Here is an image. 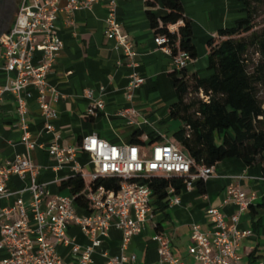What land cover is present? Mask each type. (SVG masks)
Here are the masks:
<instances>
[{
    "label": "built area",
    "instance_id": "obj_1",
    "mask_svg": "<svg viewBox=\"0 0 264 264\" xmlns=\"http://www.w3.org/2000/svg\"><path fill=\"white\" fill-rule=\"evenodd\" d=\"M61 1L21 0L10 29L0 37V70L6 74L5 82L0 86V101L5 93L14 97L22 142L27 150L11 161H0V198L14 196L11 204L0 206V264H67L58 252L59 247L68 249L76 264H94L95 253L104 258V264H131L136 256L127 255V251L133 237L155 217L151 205L152 190L143 180L152 174L180 175L184 177V189H191L195 183H205L210 179L214 168L202 166L197 172H192L187 154L175 145L162 142L146 151L145 147L137 145L111 144L91 133L83 136L76 146L62 147L58 144L59 136L54 126L58 115L52 104L62 95L49 84L48 75L64 46L57 32L59 12L73 15L78 10L105 1L109 11L104 21V33L114 39L129 61L125 95L130 104L145 81L136 70L137 50L117 20L118 0H64L62 7ZM168 29L174 31L176 25H169ZM154 42L171 55L165 36H155ZM172 60L177 70L186 68L191 62L185 52L178 53ZM31 90L43 121L44 134L49 136L44 143L33 141L29 131L27 113ZM84 96L89 100L88 117H94L103 110L104 101L95 97L92 90H85ZM115 116L134 124L139 113L131 105L119 109ZM36 148L45 150L53 158L55 169L70 165L74 174L88 172L91 178L116 177L117 187L99 186L86 194V210L77 207L71 195L51 194L43 183L36 180L39 168L30 159V152ZM79 152L89 156L88 170L77 160ZM27 175L30 182L23 189L14 192L7 188L11 176L23 180ZM167 191L168 206L180 204L179 194H175L172 187ZM24 194H27V199ZM249 202L240 187L231 184L225 189L222 200V206L233 204L236 207L229 219L220 207H211L207 211L211 230L202 231L199 225L192 224L188 252L195 261L199 264H240L236 248L241 239L251 234V230L241 229L239 221ZM72 225L80 228L87 240L85 244L69 236L68 229ZM112 227L121 232L120 249L114 255L101 248ZM151 239L157 244L158 264H184L183 260L173 256L171 239L167 234L155 232Z\"/></svg>",
    "mask_w": 264,
    "mask_h": 264
},
{
    "label": "crops",
    "instance_id": "obj_2",
    "mask_svg": "<svg viewBox=\"0 0 264 264\" xmlns=\"http://www.w3.org/2000/svg\"><path fill=\"white\" fill-rule=\"evenodd\" d=\"M180 1L186 16L192 21V42L198 50L197 59L191 61L186 68L189 74L196 73L205 77L209 74L205 43L219 29L232 27L237 19L243 17V6L238 0ZM64 4L65 1L62 0L60 6ZM147 9L146 0L117 1V20L137 50L136 70L145 79L144 84L136 91L132 104L125 95L130 73L129 61L123 56L114 39L104 33V21L109 11L107 3L100 1L89 8L76 11L73 15L65 11L58 13L57 32L64 46L48 75V82L62 95L52 104L58 115L54 126L60 146H76L83 136L91 133H96L111 144L130 145L133 133L141 130L145 148L150 147L146 151H150L148 134L163 137L162 124L169 121L168 106L176 101L173 82L169 77L174 65L166 49L154 42L155 34L149 24ZM154 10L162 9L159 5ZM5 77V72L0 70V86L4 84ZM87 89L92 90L94 96L101 97L105 103L103 110L94 117L86 114L89 100L85 98L84 91ZM30 92L32 97L28 100L27 113L29 131L33 141L44 143L49 136L44 134L34 91ZM131 105L139 113L134 124H128L115 116L119 109ZM144 120L147 122L144 123ZM172 125L166 124V130L171 128L175 132L181 123L176 121ZM26 151L22 142L16 101L11 94L5 93L0 101V161H11ZM30 159L39 168L36 180L43 183L51 194L70 195L68 189L60 190L58 187L60 180L74 174L70 165L55 169L53 158L40 148L30 152ZM77 160L85 169L90 168L86 165L89 161L88 155L79 152ZM213 168L214 174L204 183L203 192L199 191L195 183L191 189H184L179 193L180 204L167 206L164 212H156L152 206L154 219L143 225L142 231L133 237L129 245L127 255L136 256L131 264H158L157 244L151 239L155 232H163L170 237L174 257L183 260L184 264H199L188 252L191 243L190 228L192 224H197L202 231L211 230L212 223L207 214L211 207H220L229 219L236 207L233 204L222 206V200L225 189L231 184H237L250 201L239 221L241 229L251 230V234L241 239L236 248L239 262H264L262 163L247 166L238 159H229L218 162ZM29 182V175L23 180L11 176L7 181V188L16 192ZM13 198L14 196L9 199L0 198V206L11 204ZM24 198H28L27 194H24ZM68 234L82 245L87 242L80 228L75 225L69 227ZM120 245L121 232L112 227L101 248L114 255L119 252ZM58 252L67 264H76L68 249L59 247ZM93 259L94 264H104V258L99 253H95Z\"/></svg>",
    "mask_w": 264,
    "mask_h": 264
},
{
    "label": "trees",
    "instance_id": "obj_3",
    "mask_svg": "<svg viewBox=\"0 0 264 264\" xmlns=\"http://www.w3.org/2000/svg\"><path fill=\"white\" fill-rule=\"evenodd\" d=\"M244 16L232 27L222 28L205 43L207 70L201 77L188 73L187 68L169 72L176 94V101L168 106V114L179 120L181 126L173 132V138L153 137L149 133L150 146L162 142L172 144L187 154L191 171L202 166H215L218 162L238 159L247 166L262 163L264 175V102L258 96L257 86L264 85V62L248 70L245 57L254 46L264 58V29L254 32V8L251 0H238ZM147 17L155 36H165L174 58L185 52L193 62L198 50L192 42L193 25L185 14L180 0H146ZM161 6V11L154 10ZM176 25L174 31L169 25ZM196 94V98L188 96ZM143 132L133 133L131 145L145 147L141 139ZM184 177L180 175L152 174L143 180L152 190V203L156 212H164L168 206L172 187L175 194L184 190ZM116 177L91 178L86 172L73 174L58 182L60 190L68 189L74 204L87 208L86 194L99 186L117 187ZM200 192L204 183L196 184ZM160 226V224L158 225ZM159 227H157L158 230Z\"/></svg>",
    "mask_w": 264,
    "mask_h": 264
},
{
    "label": "rangeland",
    "instance_id": "obj_4",
    "mask_svg": "<svg viewBox=\"0 0 264 264\" xmlns=\"http://www.w3.org/2000/svg\"><path fill=\"white\" fill-rule=\"evenodd\" d=\"M252 1V5L254 8V32L256 33H261L262 29H264V0H251ZM248 59V70L252 71L253 68L256 66L257 63L259 62H264V58H262L259 53H257V48L254 46H251L245 56ZM258 89V96L259 99L261 100V102H264V85L259 84L257 86ZM192 98H196V94H192L191 96H188V99H192ZM176 121H178L180 123L179 120L176 119H172L169 117V121L168 123L165 122L162 124V129L161 131L163 132V137L164 138H173V132L174 129H168L166 130V124L169 126L172 125L173 123H175ZM173 126V125H172ZM162 137V138H163ZM150 147L146 146V149L148 150Z\"/></svg>",
    "mask_w": 264,
    "mask_h": 264
},
{
    "label": "flooded vegetation",
    "instance_id": "obj_5",
    "mask_svg": "<svg viewBox=\"0 0 264 264\" xmlns=\"http://www.w3.org/2000/svg\"><path fill=\"white\" fill-rule=\"evenodd\" d=\"M20 2L21 0H0V37L10 29Z\"/></svg>",
    "mask_w": 264,
    "mask_h": 264
}]
</instances>
